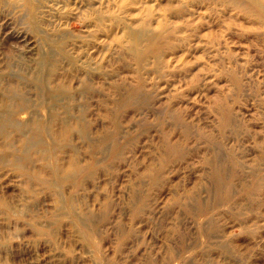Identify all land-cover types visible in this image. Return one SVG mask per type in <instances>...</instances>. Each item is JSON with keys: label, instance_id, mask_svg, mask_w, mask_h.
<instances>
[{"label": "rangeland", "instance_id": "374dc122", "mask_svg": "<svg viewBox=\"0 0 264 264\" xmlns=\"http://www.w3.org/2000/svg\"><path fill=\"white\" fill-rule=\"evenodd\" d=\"M262 9L0 0V264H264Z\"/></svg>", "mask_w": 264, "mask_h": 264}, {"label": "bare ground", "instance_id": "6f19581e", "mask_svg": "<svg viewBox=\"0 0 264 264\" xmlns=\"http://www.w3.org/2000/svg\"><path fill=\"white\" fill-rule=\"evenodd\" d=\"M25 1V0H24ZM255 2H256V4L259 6V7H261V9L263 8V6H262V4H261V2L259 1V0H255ZM259 3V4H258ZM263 10V13H264V8L262 9ZM0 132H1V130H0Z\"/></svg>", "mask_w": 264, "mask_h": 264}]
</instances>
